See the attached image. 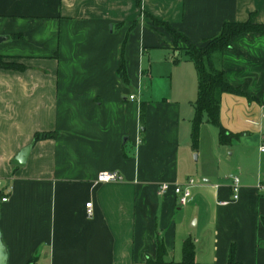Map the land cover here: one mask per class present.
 <instances>
[{
  "label": "crops",
  "instance_id": "0c3cea01",
  "mask_svg": "<svg viewBox=\"0 0 264 264\" xmlns=\"http://www.w3.org/2000/svg\"><path fill=\"white\" fill-rule=\"evenodd\" d=\"M155 20L201 46L225 22L264 24V0H0V56L24 66L0 67L7 264H147L159 242L178 262L187 238L193 264H229L231 251L235 264H264L261 160L231 159L234 138L221 144L206 116L193 148L195 65ZM211 62L248 96L221 94V125L237 141L257 135L262 158L264 34L234 36ZM42 133L53 136L34 139ZM31 142L25 163H12ZM102 170L121 180L96 183ZM229 173L240 179L235 200ZM187 178L184 206L172 186L159 190Z\"/></svg>",
  "mask_w": 264,
  "mask_h": 264
},
{
  "label": "trees",
  "instance_id": "16d2710c",
  "mask_svg": "<svg viewBox=\"0 0 264 264\" xmlns=\"http://www.w3.org/2000/svg\"><path fill=\"white\" fill-rule=\"evenodd\" d=\"M165 26L166 30L170 32L176 41L182 39L187 48L184 49L186 57L191 60L197 72L198 89L197 97L193 103L194 113L191 119V142L193 148L197 147L199 128L206 116V121L218 128L219 142L221 144H228L232 138L237 137L225 129L219 121V106L220 96L222 93H232L237 95L247 96L239 87L230 84L223 70L217 69L211 62V56L215 52L222 51L231 45V39L241 33L255 32L264 34V24L255 23L252 20L245 22H225L221 28L220 33L210 39H207L203 45L195 46L185 36L173 29L164 21H157ZM0 67L10 69H22L24 66L10 61H5L0 56ZM248 97V96H247ZM144 109L141 104L140 115L143 118ZM53 136V133L36 134L34 139L42 137ZM264 223V220H263ZM165 249L161 242H159L158 255L155 260L148 259L147 264H193L194 261V245L190 238H187L183 243L182 259L178 262L164 259ZM229 264H235L232 259V251L229 257Z\"/></svg>",
  "mask_w": 264,
  "mask_h": 264
},
{
  "label": "built area",
  "instance_id": "2783aa9c",
  "mask_svg": "<svg viewBox=\"0 0 264 264\" xmlns=\"http://www.w3.org/2000/svg\"><path fill=\"white\" fill-rule=\"evenodd\" d=\"M134 95H129V99H133ZM259 150L261 152H264V137L261 140V143L259 145ZM227 177L230 180V189H231V198L233 200L238 198V190L240 187V179L239 177L234 173H229ZM121 180V175L115 171V170H102L100 171L95 179L96 183H106V182H115ZM194 180L192 178H187L182 183H176V184H168V183H161L159 186V190L162 192L166 190L169 186H172V190L176 196V200L179 206H184L188 204L192 199V188L194 186ZM7 198L2 197L1 200L5 201ZM227 201L221 200L219 201V204H226ZM86 207V214L88 217L92 215V203L87 202L85 204Z\"/></svg>",
  "mask_w": 264,
  "mask_h": 264
},
{
  "label": "rangeland",
  "instance_id": "374dc122",
  "mask_svg": "<svg viewBox=\"0 0 264 264\" xmlns=\"http://www.w3.org/2000/svg\"><path fill=\"white\" fill-rule=\"evenodd\" d=\"M179 42H181L183 44L184 49L187 48L186 43L182 39H179ZM157 85L158 86H156V91H160L161 92L163 90V88H164V85L163 84L162 85L157 84ZM210 128H212L215 131V134L217 133L216 127H210ZM261 133L264 135V122H263V125H262ZM208 136H209V134L206 135V136H204V137L208 138ZM239 139L240 140L237 141L234 138L231 141V145L229 146V148L227 150L228 153L230 151L231 152L233 151V155L230 158L231 159L232 158H236V156L239 153V151H241V152L244 151L248 155L245 158H248V162L250 161V166H251V164H253L254 167H256L257 166V162L261 160L260 162H261L262 168L264 170V156L262 158H261V155L258 156V150H257L258 140H257V135H253V134L250 133V134H247L246 136H241ZM207 148L208 147H207L206 144L205 145L203 144L202 147L200 148L202 156L204 154H206ZM208 151H209V148H208ZM194 154H196V152ZM194 154H192V160H194V157H193ZM258 157L260 158V160H259ZM196 162H193V163L195 164ZM191 175L193 177H195V178L197 177V175H195L194 172H192Z\"/></svg>",
  "mask_w": 264,
  "mask_h": 264
},
{
  "label": "water",
  "instance_id": "95a60500",
  "mask_svg": "<svg viewBox=\"0 0 264 264\" xmlns=\"http://www.w3.org/2000/svg\"><path fill=\"white\" fill-rule=\"evenodd\" d=\"M5 38L0 36V42L3 41ZM33 143L31 142L27 146L23 147L17 155L12 159V163L17 165H22L25 163L27 156L31 150ZM196 157V156H194ZM0 264H7V250L5 245L1 239V232H0Z\"/></svg>",
  "mask_w": 264,
  "mask_h": 264
}]
</instances>
